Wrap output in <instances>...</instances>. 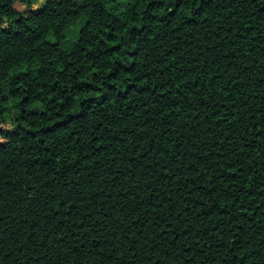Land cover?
Here are the masks:
<instances>
[{"label": "trees", "instance_id": "obj_1", "mask_svg": "<svg viewBox=\"0 0 264 264\" xmlns=\"http://www.w3.org/2000/svg\"><path fill=\"white\" fill-rule=\"evenodd\" d=\"M37 1L0 0V264H264V0Z\"/></svg>", "mask_w": 264, "mask_h": 264}, {"label": "rangeland", "instance_id": "obj_2", "mask_svg": "<svg viewBox=\"0 0 264 264\" xmlns=\"http://www.w3.org/2000/svg\"><path fill=\"white\" fill-rule=\"evenodd\" d=\"M42 3H44V0H38L37 2L33 3L31 8H36L38 6H40ZM15 7L20 10V11H24L25 10V6L22 5L21 3L19 2H16L15 3Z\"/></svg>", "mask_w": 264, "mask_h": 264}]
</instances>
